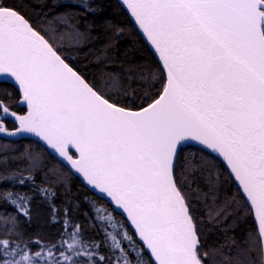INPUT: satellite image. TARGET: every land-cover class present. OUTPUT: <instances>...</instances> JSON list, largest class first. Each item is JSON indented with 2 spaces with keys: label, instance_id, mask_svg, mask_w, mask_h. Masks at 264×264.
Instances as JSON below:
<instances>
[{
  "label": "snow or ice",
  "instance_id": "6c2138e0",
  "mask_svg": "<svg viewBox=\"0 0 264 264\" xmlns=\"http://www.w3.org/2000/svg\"><path fill=\"white\" fill-rule=\"evenodd\" d=\"M0 264H264V0H0Z\"/></svg>",
  "mask_w": 264,
  "mask_h": 264
}]
</instances>
